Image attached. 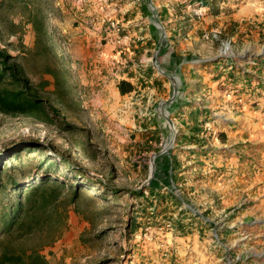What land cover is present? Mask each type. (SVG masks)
Segmentation results:
<instances>
[{
	"label": "rangeland",
	"instance_id": "obj_1",
	"mask_svg": "<svg viewBox=\"0 0 264 264\" xmlns=\"http://www.w3.org/2000/svg\"><path fill=\"white\" fill-rule=\"evenodd\" d=\"M158 2L169 19L177 17L180 39L168 31ZM214 2L152 0L162 42L148 0H0V47L61 114L47 106L51 123H44L0 113V180L15 168L19 181L49 172L81 188L56 239L41 251L49 264H264V110L248 121L235 107L228 118L232 111L220 105L242 92L239 84L217 91L199 74L217 55L240 79L246 69L264 67V31L248 24L235 41L230 27L225 37L198 34L205 20L194 10ZM36 15L52 55L35 49ZM48 65L61 71L59 94ZM171 78L180 82L174 103ZM121 81L134 90L122 95ZM190 102L205 106L198 125L180 119L189 116ZM163 112L177 134L156 156L172 137Z\"/></svg>",
	"mask_w": 264,
	"mask_h": 264
},
{
	"label": "trees",
	"instance_id": "obj_2",
	"mask_svg": "<svg viewBox=\"0 0 264 264\" xmlns=\"http://www.w3.org/2000/svg\"><path fill=\"white\" fill-rule=\"evenodd\" d=\"M30 23L35 32V49L43 47L45 55H52L43 17L36 15ZM14 58L0 47V113L51 123L48 105L40 96V90L32 86L21 66L12 62ZM45 73L54 78L59 94L63 87L60 69L48 65ZM118 88L122 95L134 90L128 81H121ZM48 108L60 118V111L55 106ZM34 149L27 146L24 150ZM62 161L66 162L65 159ZM58 175L51 176L46 172L33 182L19 181L16 169L11 168L5 175V182L0 180V264H49L41 251L44 245L56 239L58 230L68 218V206L75 203L81 192L79 186ZM173 176L174 173L172 181Z\"/></svg>",
	"mask_w": 264,
	"mask_h": 264
},
{
	"label": "crops",
	"instance_id": "obj_3",
	"mask_svg": "<svg viewBox=\"0 0 264 264\" xmlns=\"http://www.w3.org/2000/svg\"><path fill=\"white\" fill-rule=\"evenodd\" d=\"M242 1H244L245 4L243 2L239 3L240 0H215L214 3H211V5H208L205 8L197 7L194 10V14L197 16L198 20H205V25L203 24L197 27V33L201 34L202 29H209L210 32H220L221 36L225 37V32L227 28L230 27L231 35L233 36V40L235 41V38L238 37L239 32H242V27H247L248 24L251 28H257L264 31V0ZM98 5V2L94 4L95 9H99ZM233 6L236 8H233ZM157 7L161 17L164 16V18H166V22H164L168 27V31H171L175 40L180 39L181 24L177 23V17L169 19L167 13H169L170 10L166 8L165 5L160 4V2H158ZM194 32L196 31H192L190 34H193ZM256 42H258V40H256ZM210 46L212 49V53L217 52L213 51L212 41ZM253 46L256 47V44L251 45L250 50ZM250 50L247 49V51ZM215 57L218 58V55L212 56L201 64L206 66L205 70L199 71V74L203 75V84H207L208 86L213 87V90H216L217 88L218 91V87L220 88L221 86L227 84L228 87L230 86L229 88H233L235 87V83H238L239 85L235 88H238L242 91L237 96H228L227 98H232L231 101L226 100V104L220 105L221 109L232 111V113H227V117H232L235 107H238L240 110L243 109L242 113L243 115L244 113L248 115L246 117L248 121L258 118L259 115L262 116L264 110V67L259 65L257 67L248 68L245 70V75L242 77V79H240L241 77L239 76V72H235L234 70L228 71L225 65V60L218 59L217 61H215ZM208 65H211V68H207ZM250 69H254V71H252V73L254 74H247L251 72ZM191 71L192 70H190V72ZM193 74V77L195 79L197 77V73L192 71L191 75ZM251 79L255 80V86H252L253 84L251 83ZM186 108L191 110L190 112H187L189 116L185 117L184 114H181L180 119L182 120V122L186 124V122L188 121V126L189 123H196L198 125L202 121L203 112H205V106H201L200 102H190L187 103ZM252 112L255 113V116L252 115ZM262 121L263 122H261V124L264 123V117H262ZM261 124L260 126L263 127ZM253 129H256V126H254Z\"/></svg>",
	"mask_w": 264,
	"mask_h": 264
},
{
	"label": "water",
	"instance_id": "obj_4",
	"mask_svg": "<svg viewBox=\"0 0 264 264\" xmlns=\"http://www.w3.org/2000/svg\"><path fill=\"white\" fill-rule=\"evenodd\" d=\"M148 3H149V8H150V11H152L153 12V18H154V20L157 22V24H158V26H159V28H160V30H161V38H162V42H164L165 41V38H166V35H165V28L163 27V25H162V23H161V21L158 19V16H157V14L155 13V9H154V7H153V4H152V0H148ZM154 62H155V66L159 69V66L157 65V56H155V58H154ZM161 73H163L164 74V72L162 71V70H159ZM173 83H174V94H173V98H172V100L170 101L171 103H174L175 102V100L177 99V97H178V95H179V84H180V82H179V79L178 78H171L170 79ZM163 117H164V119L168 122V124H169V126H170V128H171V131H172V137H171V139H170V143H169V145H167L166 147H165V149L164 150H162L160 153H158V154H156V156H159V155H162V154H165L166 152H168V150L171 148V146L173 145V143H174V141H175V136H176V134H177V130H176V127H175V124H174V122H173V120H171L170 118H169V115H168V113L166 112H163ZM155 169H156V167H155V161H154V159H153V161H152V170H151V176H150V180H152L154 177H155Z\"/></svg>",
	"mask_w": 264,
	"mask_h": 264
}]
</instances>
